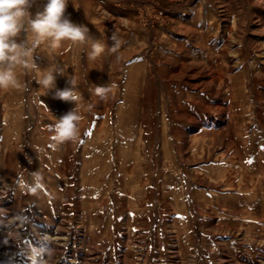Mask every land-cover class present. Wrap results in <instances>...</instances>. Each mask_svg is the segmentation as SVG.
I'll return each mask as SVG.
<instances>
[{"label":"rangeland","instance_id":"obj_1","mask_svg":"<svg viewBox=\"0 0 264 264\" xmlns=\"http://www.w3.org/2000/svg\"><path fill=\"white\" fill-rule=\"evenodd\" d=\"M67 14L105 52L41 44L55 88L31 69L0 91V264H264V0H69ZM67 80L84 118L58 144Z\"/></svg>","mask_w":264,"mask_h":264},{"label":"clouds","instance_id":"obj_2","mask_svg":"<svg viewBox=\"0 0 264 264\" xmlns=\"http://www.w3.org/2000/svg\"><path fill=\"white\" fill-rule=\"evenodd\" d=\"M35 3L36 0H0V91L21 89V75L31 69L38 70L35 82L44 90V95L55 88L56 74L61 75L60 71L38 69L35 62L34 53L41 44L46 43L55 49L70 42L87 49L91 61L105 52L106 45L92 36L87 25L71 20L67 14L69 0H46L42 9L33 14L31 9ZM29 35L33 37L31 41L27 38ZM110 39L109 51L115 52L120 47V40L115 33ZM94 93L102 99L107 98L108 88L95 86ZM54 98L74 107L56 119L52 128L53 139L58 144L77 141L84 118V104L75 82L67 80V86L57 89ZM34 179L39 186V174Z\"/></svg>","mask_w":264,"mask_h":264},{"label":"bare ground","instance_id":"obj_3","mask_svg":"<svg viewBox=\"0 0 264 264\" xmlns=\"http://www.w3.org/2000/svg\"><path fill=\"white\" fill-rule=\"evenodd\" d=\"M199 71H200V70H199ZM190 72H191V71H190ZM195 74H196V73H195ZM200 77H201V76H200ZM198 78H199V77H198ZM187 79H188V78H187ZM184 81H185V80H184ZM193 81H194V80H193ZM196 81H197V80H196ZM201 84H202V85H205L206 82H203V81H202ZM189 85H190V86H196V83H194V84L192 83V84H189ZM214 104H215V103H214ZM217 104H218V103H217ZM188 105H189V104H188ZM206 105H207V104H206ZM206 105H205V106H206ZM189 106H190V105H189ZM183 107H184V106H183ZM203 107H204V106H203ZM219 107H220V106H219ZM189 113H190V112H189ZM184 116H187L188 119H189L190 121H191V120L194 121L193 117H191L190 114L188 115V114L184 113V114H183V117H184ZM193 116H194V115H193ZM202 118H203V117H202ZM205 120H206V119H205ZM200 122H202V120H201ZM207 122H208V121H207ZM196 123H197V122H196ZM204 128H205V127H204ZM204 128H203V129H204ZM179 129H180V128H179ZM180 130H181V129H180ZM190 141H191V140H190ZM143 185H144V184H143ZM137 186H138V185H137ZM139 186H140V185H139ZM142 187H143V186H142ZM143 189H144V187H143ZM131 195H132V194H131ZM146 195L148 196V194H146ZM146 195H145V196H146ZM147 196H146V198H147ZM59 230H60V229H59ZM57 233H58V232H57ZM57 233H56V234H57ZM52 236H53V235H52ZM62 238H63V237H62ZM62 238H61V239H62ZM54 239H56V238L54 237ZM227 264H228V263H227Z\"/></svg>","mask_w":264,"mask_h":264}]
</instances>
